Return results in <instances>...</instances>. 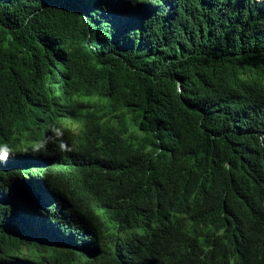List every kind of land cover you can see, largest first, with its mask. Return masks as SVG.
Here are the masks:
<instances>
[{
  "label": "trees",
  "instance_id": "1",
  "mask_svg": "<svg viewBox=\"0 0 264 264\" xmlns=\"http://www.w3.org/2000/svg\"><path fill=\"white\" fill-rule=\"evenodd\" d=\"M0 148V264H264V0H0Z\"/></svg>",
  "mask_w": 264,
  "mask_h": 264
},
{
  "label": "clouds",
  "instance_id": "2",
  "mask_svg": "<svg viewBox=\"0 0 264 264\" xmlns=\"http://www.w3.org/2000/svg\"><path fill=\"white\" fill-rule=\"evenodd\" d=\"M70 131L72 134L76 135L78 132H79V126L77 124H72L71 125V128H70ZM44 142H38V143H35L33 144V151H39L40 149H42L44 147ZM61 149L64 148V144L61 143L60 145ZM11 150L9 149L8 151H4L2 148H0V161H5L6 162V159H7V155H8V152H10ZM49 160V159H48ZM48 162V161H47ZM54 164V163H53ZM47 165V164H45ZM23 197V196H22ZM25 198V197H24Z\"/></svg>",
  "mask_w": 264,
  "mask_h": 264
}]
</instances>
